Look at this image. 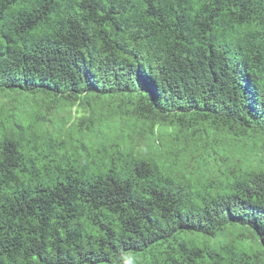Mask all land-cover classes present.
<instances>
[{
	"label": "trees",
	"instance_id": "16d2710c",
	"mask_svg": "<svg viewBox=\"0 0 264 264\" xmlns=\"http://www.w3.org/2000/svg\"><path fill=\"white\" fill-rule=\"evenodd\" d=\"M0 264H264V0H0Z\"/></svg>",
	"mask_w": 264,
	"mask_h": 264
}]
</instances>
